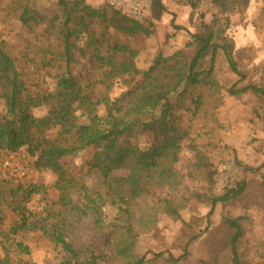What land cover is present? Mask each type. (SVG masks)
Wrapping results in <instances>:
<instances>
[{
    "label": "rangeland",
    "instance_id": "rangeland-1",
    "mask_svg": "<svg viewBox=\"0 0 264 264\" xmlns=\"http://www.w3.org/2000/svg\"><path fill=\"white\" fill-rule=\"evenodd\" d=\"M84 1L94 10L105 9L108 14L114 10L107 0ZM190 1L196 3V8L190 6ZM162 3L166 12L159 21H153V33L150 36L139 34L128 37L111 25L105 27L106 23L93 22L89 29L94 44L89 45L88 33L73 38L77 48L73 50V61L67 64L58 32L66 15L59 0H0V43L14 60L20 82L24 85L23 97L29 95L43 99L39 107L30 109V113L41 127H45V137L55 139L58 136V126L53 124L51 105L46 96L54 92L60 75L75 77L85 93L101 102L98 110L102 114L105 109L104 99L114 102L134 89L142 82V73L148 70L158 56L169 57L185 49L191 41V35L198 31L200 25L209 24L217 14L212 0H162ZM23 13L29 19L27 25L22 23ZM228 18L230 24L225 35L234 47L233 57L244 79L231 71L224 53L219 51L212 76L220 87L218 99L216 96L205 97L198 105L186 101V105L174 113L177 129L187 135V144L193 143L210 164L214 173L211 190L214 196L222 195L237 183L264 181V167L260 168L264 164V104L251 92L239 98L227 93L233 86L240 89L250 83L259 85L262 82L263 0H240L239 10ZM150 21L149 11L139 22L148 27ZM115 43L127 45L135 52L134 63L139 74L106 78L105 73L109 68L102 61L96 60L95 49L98 48L99 55L105 58L109 53L108 47ZM119 61L121 55L116 57V62ZM199 92L207 96L208 89L202 86L197 94ZM5 112L2 100L0 116ZM81 113L79 109L75 113L78 123L85 120ZM136 139L145 146L149 138L143 133L136 136ZM186 145H183L175 167L191 189L209 194L207 184L201 178L189 181L186 176L187 166L193 156ZM94 152L93 147L85 148L75 156L63 158L60 164L65 178L75 180L91 192L103 194L101 175L90 166ZM130 169L129 166L117 169L113 177H126ZM54 182V173L37 170L32 182L21 184L30 185L29 188L36 191L25 199L24 192L16 190L18 184L0 178L1 233H7L17 221L12 208L16 205L32 214L31 219L43 220L53 215L45 223H55L59 211V191ZM78 185L72 190L75 204L82 203ZM253 187L254 190L258 188L255 184ZM244 203L235 200L227 205L218 204L209 215L210 202L191 200L181 211L180 220H172L160 214L152 229L141 232L136 254L145 259V264H166L163 260L170 259H178V262L170 264H230L226 245L228 231L222 224L226 217L244 216L248 219L245 229L246 239L251 246L249 261L252 260L251 264H259L257 256L263 247L258 245L264 240V206L253 204L246 207ZM65 214L64 235L79 258L83 259L90 251L102 253L107 258L112 255L110 232L113 224L119 220L115 207L105 205L99 213L69 211ZM14 240L28 247L29 254H20L11 247L6 258L0 237V264H57L60 259L58 249L41 231L22 232L13 240H8L9 244ZM158 254L162 257H155Z\"/></svg>",
    "mask_w": 264,
    "mask_h": 264
},
{
    "label": "trees",
    "instance_id": "trees-1",
    "mask_svg": "<svg viewBox=\"0 0 264 264\" xmlns=\"http://www.w3.org/2000/svg\"><path fill=\"white\" fill-rule=\"evenodd\" d=\"M264 3V0H263ZM64 9L66 20L59 29L63 44V56L67 64L73 61L72 41L82 33H88L89 45L94 44L90 25L93 22L106 23L128 37L139 34L150 36L153 21H159L166 12L162 0L150 1V25L145 27L120 12L105 9H93L84 0H59ZM217 14L209 24H201L198 31L191 35V41L185 49L169 57L158 56L144 71L142 82L114 102L104 99V111L99 113L100 101L85 93L83 87L72 75H60L56 80L53 93L46 96L51 105L54 125L58 126V136L50 139L44 136L45 127H41L30 113L31 108L39 107L43 99L23 97V84L14 60L5 52L0 43V101H4L5 114L0 116V149L17 151L27 147L28 152L36 157L37 170L51 171L56 175L55 186L59 191L57 221L49 223L53 215L43 220L31 219L32 214L24 207L16 205L13 211L17 221L7 233H1L2 250L8 258L10 248L20 254H29V249L21 242L13 240L22 232L41 231L58 249L60 259L57 264H145V259L136 254L137 240L141 232L152 229L160 214L172 220H180V213L191 200L210 202L213 213L216 205H227L235 200L264 206V181L262 183L241 182L234 188L227 189L222 195L211 193L214 185V173L203 153L193 143L187 144V135L179 131L174 113L181 110L190 101L202 103L205 97L220 95V87L213 76L215 60L219 51L225 55L233 73L244 79L234 60V47L226 37L230 21L228 16L239 10L240 0H212ZM196 8V3L190 1ZM22 23L27 25L29 19L25 13ZM73 24V25H71ZM76 40V39H75ZM99 40L97 39L96 42ZM102 44V43H101ZM109 53L103 58L98 48L95 57L109 70L107 79L122 77L126 74L137 75L134 58L135 52L127 45L114 44L108 47ZM191 52H187V50ZM121 55V61L116 57ZM106 79V80H107ZM208 89L207 96L197 94L199 87ZM251 92L264 104V69L259 85L249 84L243 88H229L231 97L239 98ZM75 104L77 106L75 107ZM85 120L78 123L77 110ZM34 130V131H33ZM148 135L145 146L138 143L136 136ZM187 144V145H186ZM183 145L192 152V161L187 166V178L195 181L201 178L207 184L209 194L191 189L179 174L175 165ZM93 147L95 152L90 166L97 170L102 178L104 193H94L75 180L67 179L60 161L72 157L85 148ZM131 167L126 177H113V172L122 167ZM264 164L260 168H263ZM253 184L257 185L254 190ZM79 187L82 203H73L72 190ZM18 192H24L25 199L36 191L29 186L16 185ZM253 189L249 191L250 189ZM248 202V203H247ZM105 205L115 207L118 222L112 226V255L90 251L83 259L79 258L72 244L64 235L66 212L99 213ZM246 222L244 216L226 217L223 227L228 231L227 249L230 264H251L249 261L250 243L246 239ZM9 240V241H8ZM257 262L264 264V240ZM187 252L184 251V255ZM155 257H162L161 254ZM155 262V259H154ZM166 264L176 263L178 259L163 260Z\"/></svg>",
    "mask_w": 264,
    "mask_h": 264
},
{
    "label": "built area",
    "instance_id": "built-area-1",
    "mask_svg": "<svg viewBox=\"0 0 264 264\" xmlns=\"http://www.w3.org/2000/svg\"><path fill=\"white\" fill-rule=\"evenodd\" d=\"M107 3L134 21L143 20L150 11V0H107ZM35 162V157L27 149H0V178L18 185L32 182L37 171Z\"/></svg>",
    "mask_w": 264,
    "mask_h": 264
}]
</instances>
